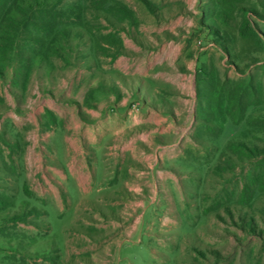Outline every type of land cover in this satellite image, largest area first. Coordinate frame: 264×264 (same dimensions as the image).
<instances>
[{"label":"rangeland","instance_id":"obj_1","mask_svg":"<svg viewBox=\"0 0 264 264\" xmlns=\"http://www.w3.org/2000/svg\"><path fill=\"white\" fill-rule=\"evenodd\" d=\"M29 6L0 24V264H264V0ZM163 82L190 97V136L135 191L103 115ZM243 82L254 127L219 115Z\"/></svg>","mask_w":264,"mask_h":264},{"label":"crops","instance_id":"obj_2","mask_svg":"<svg viewBox=\"0 0 264 264\" xmlns=\"http://www.w3.org/2000/svg\"><path fill=\"white\" fill-rule=\"evenodd\" d=\"M155 89V91L150 89L149 92L145 90L148 100L141 98V103L138 98H136L138 101H135L127 96H118L114 100L108 98L107 109L102 119V136L108 139L109 145L111 144L108 147V159L112 162L117 156L118 159H121L120 156H126L127 161L123 166L115 163L110 168L114 170L125 168L127 174L135 178V181L131 182V185L134 184L137 188L133 189L135 191L142 190L140 188L143 179L155 176L158 161L161 159L159 152L166 147H177L172 146L167 138L173 133L180 138L188 139L190 136L188 107L190 97L183 96L182 90L185 88L180 91L181 97L177 98L167 82L159 83ZM179 130L182 131L180 135ZM177 142L178 140L173 145ZM171 159L175 160L176 157ZM128 162L130 164H127ZM111 173L113 176L118 175L115 171ZM77 174L78 172L72 173L69 177L70 192L74 195H77L79 185L81 186L77 182L79 180ZM115 187L113 184L108 191H116ZM102 190L100 187L94 189L91 187L85 191L86 194H94Z\"/></svg>","mask_w":264,"mask_h":264},{"label":"trees","instance_id":"obj_3","mask_svg":"<svg viewBox=\"0 0 264 264\" xmlns=\"http://www.w3.org/2000/svg\"><path fill=\"white\" fill-rule=\"evenodd\" d=\"M32 1H34L37 5L43 4V2H45V0H0V24H4L7 26L6 31H10L13 29V31L15 32V29H17V26L21 23L26 26L29 25L27 24L29 22L31 12L29 5H32ZM203 81H206L205 78L203 79ZM208 81L210 85H213L214 80ZM218 84L221 90L223 86L219 82ZM254 89V86H252L249 82H243L239 85H236L235 88L232 89L231 86L228 87V90H226L227 92L225 99L228 106L227 108L229 110L223 113H219L220 117H222V123L230 120L235 125L244 123L246 128L257 126L258 120L255 119L253 114L248 116L246 115L248 107H250V105L252 104H244V101L246 99L245 97L248 91ZM233 107H237L239 116L233 115L230 110ZM215 135L220 134L216 133ZM230 149H232V144L227 145V150ZM244 149L250 152V150L246 148V146H244Z\"/></svg>","mask_w":264,"mask_h":264}]
</instances>
